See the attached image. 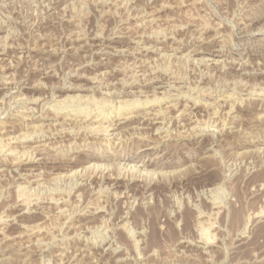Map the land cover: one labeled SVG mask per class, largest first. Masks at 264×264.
<instances>
[{"label":"rangeland","instance_id":"1","mask_svg":"<svg viewBox=\"0 0 264 264\" xmlns=\"http://www.w3.org/2000/svg\"><path fill=\"white\" fill-rule=\"evenodd\" d=\"M0 264H264V0H0Z\"/></svg>","mask_w":264,"mask_h":264},{"label":"bare ground","instance_id":"2","mask_svg":"<svg viewBox=\"0 0 264 264\" xmlns=\"http://www.w3.org/2000/svg\"><path fill=\"white\" fill-rule=\"evenodd\" d=\"M103 45H104V44H103ZM150 49H151V48H150ZM200 56H201V55H200ZM208 57H209V56H208ZM143 59H144V58H143ZM212 62H213V61H212ZM136 65H137V64H136ZM136 65H135V66H136ZM131 94H132V93H131ZM226 98H227V97H226ZM79 100H80V99H79ZM167 100H168V99H167ZM145 101H146V100H145ZM151 101H152V100H151ZM153 101H154V100H153ZM156 101H157V100H156ZM78 102H79V101H78ZM115 103H116V102H115ZM125 103H126V102H125ZM130 103H131V102H130ZM135 103H136V101H135ZM139 103H140V102H139ZM133 104H134V103H133ZM119 105H120V104H119ZM123 105H124V104H123ZM136 105H137V104H136ZM63 108H64V106H63ZM66 108H67V106H66ZM118 108H119V110L117 111V115H118L119 118H120L121 115H119V114H120L121 112L124 111V110H123L124 108L121 109L120 106H119ZM118 108H117V109H118ZM128 108H129V106H128ZM135 108H136V106H135ZM117 109H116V110H117ZM129 109H130V108H129ZM132 109H133V108H132ZM137 109H138V106H137ZM176 109H177V108H176ZM128 111H129V110H128ZM170 111H171V110H170ZM58 112H59V111H58ZM60 112H61V111H60ZM61 113H62V112H61ZM128 113H130V112H128ZM132 113H133V114L135 113V116H134V117L139 116V113L137 114V112H134V111H133ZM146 113H148V112H146ZM181 113H182V112H181ZM181 113H180V114H181ZM69 114H70V113H69ZM121 114H122V113H121ZM126 114H127V113H126ZM129 115H132V114L130 113ZM65 116H66V115H65ZM173 116H174V115H173ZM181 116H182V115H181ZM176 117H177V116H176ZM122 120H123V118H122ZM126 120H127V119H126ZM82 121H83V120H82ZM93 121H94V120H93ZM117 121H118V120H117ZM119 121H120V120H119ZM119 121H118V122H119ZM257 121H258V120H257ZM63 122H64V121H63ZM79 123H80V122H79ZM119 123H120V122H119ZM119 123H118V124H119ZM151 123H152V122H151ZM163 123H164V122H163ZM69 124H70V123H69ZM106 124H107V123H106ZM51 125H52V124H51ZM167 125H168V124H167ZM72 126H73V125H72ZM81 126H82V125H81ZM92 126H93V125H92ZM113 126H114V125H113ZM117 126H118V125H117ZM46 127H47V126H46ZM87 127H88V126H87ZM58 128H59V127H58ZM94 128H95V127H94ZM92 129H93V128H92ZM37 130H38V129H37ZM66 131H67V130H66ZM90 131H91V130H90ZM137 135H138V134H137ZM27 136H28V135H27ZM54 138H55V137H54ZM117 140H118V139H117ZM93 143H94V142H93ZM217 143H218V142H217ZM210 147H211V146H210ZM147 149H148V148H147ZM36 156H37V155H36ZM22 157H23V156H22ZM27 163H28V162H27ZM116 163H117V162H116ZM148 165H149V164H148ZM94 166H95V165H94ZM99 166H100V165H99ZM127 166H128V165H127ZM124 171H125V170H124ZM129 171H130V170H129ZM143 171H144V170H143ZM142 174H143V173H142ZM22 189H23V188H22ZM33 190H34V189H33ZM29 214H30V213H29ZM87 214H88V213H87ZM77 218H78V217H77ZM124 229H125V228H124ZM35 246H36V245H35ZM81 257H82V256H81Z\"/></svg>","mask_w":264,"mask_h":264}]
</instances>
